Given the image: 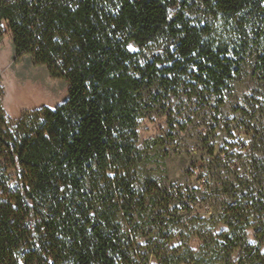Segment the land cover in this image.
I'll return each mask as SVG.
<instances>
[{
  "label": "trees",
  "instance_id": "obj_1",
  "mask_svg": "<svg viewBox=\"0 0 264 264\" xmlns=\"http://www.w3.org/2000/svg\"><path fill=\"white\" fill-rule=\"evenodd\" d=\"M5 28L68 92L18 120L0 106V264H264V0H0ZM242 76L248 138L210 150L211 229L174 245L196 196L146 173L139 122L213 111L214 131Z\"/></svg>",
  "mask_w": 264,
  "mask_h": 264
},
{
  "label": "rangeland",
  "instance_id": "obj_2",
  "mask_svg": "<svg viewBox=\"0 0 264 264\" xmlns=\"http://www.w3.org/2000/svg\"><path fill=\"white\" fill-rule=\"evenodd\" d=\"M252 87L253 82L248 76L233 81L221 110L220 125L214 131L210 129L214 124L213 111L194 117L184 131L171 128L167 117L156 112L139 122L138 146L147 158L144 163L146 173L174 193L193 192L196 196V202L185 204L184 208L177 207L178 217L170 227L175 236L174 245L187 239L196 249L199 245L197 234L211 229L202 219L208 218L209 206L201 202L204 196L195 190H204L202 184L208 176L207 160L211 158L208 155L211 149L216 153L247 140L239 125L241 118L234 108L245 104V96L251 93ZM67 92L68 82L52 77L45 66L35 64L26 55L16 59L11 33L5 28L0 40V106L6 117L13 121L43 108L54 109L65 101ZM247 234L253 242L252 229ZM149 262L155 264L154 258L151 257Z\"/></svg>",
  "mask_w": 264,
  "mask_h": 264
}]
</instances>
